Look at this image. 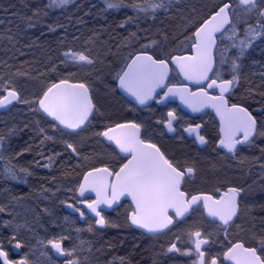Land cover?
<instances>
[{
    "label": "rangeland",
    "instance_id": "1",
    "mask_svg": "<svg viewBox=\"0 0 264 264\" xmlns=\"http://www.w3.org/2000/svg\"><path fill=\"white\" fill-rule=\"evenodd\" d=\"M192 1V4H197L198 2V0ZM202 1L205 3L202 4ZM202 1L200 5L193 6L195 9H192L190 12V19L185 18L175 23L177 27L173 28L174 36L164 39V47L167 44L173 46L175 41L183 40V42H187L190 40L189 37H191V34L199 27L201 19L210 13L212 14L214 9L222 4L224 0ZM263 3L262 0H257V8L253 10L258 9V12L254 15V18H258L260 10L264 9V7L260 6L263 5ZM38 5V8L42 9V6L40 7L41 3ZM173 5H176V3L174 2ZM241 11L243 12V9L238 10V16L241 14ZM42 20L46 22L49 18L45 19L43 17ZM252 29L262 34L256 35L255 39L251 40V44L260 36L264 37V31L259 28ZM103 35L102 38L105 36ZM230 35L231 32L229 33V36ZM104 38L106 39V37ZM249 39H251V37H249ZM59 40L61 39L59 38L58 41ZM226 40L232 43V40ZM81 41L80 38H76L72 42H62L63 46H67L65 49L69 50L68 53H83L94 61L93 64L74 62L65 56V50L64 52L62 50L60 51V58L62 56V61L69 64L71 69H76V71L72 73V76L86 79L95 93L97 104L95 122L78 134H71L63 131L59 127H54V124H51L46 117L41 114L38 109V104L22 102L35 101L34 96L36 93L29 91L28 88L23 92L16 88L20 91L22 96L25 95V98L23 97L20 104L12 109V111L0 117V159L12 158L11 160L13 163L15 162V166L17 168L19 167L21 171L22 169H26L29 172H38V170L44 168L42 162L39 164V161L37 164V161H35L34 158L37 156L34 152L40 153L37 158H40L41 155L45 158L47 154H52L53 152L58 153L60 156L59 158L65 157L67 159L65 168H63L65 170L71 165H76V168L85 171L93 167L103 166L105 163L115 159V151L111 146H108L101 140L98 132L99 129L97 128L98 130L96 131L95 126L111 124L124 117L127 104L121 99L118 93V79L116 78V75L121 73L122 70L119 72L116 69L113 70L115 74L114 80L112 78V72L110 76H107L104 69L112 70L111 67L108 68V63L106 62L108 58L112 56L108 45L105 47L104 51L100 49V51H97L94 49L96 48L95 46L92 48V40L86 43ZM99 41H101V38H99ZM102 41V47L106 46L104 44L105 40ZM238 42L239 41H237V44ZM75 43L77 44L75 45ZM231 43L230 48L235 51L238 47H233ZM71 44H74V47H69L73 46ZM250 46L251 45H249V47ZM179 50L181 54H183L182 49L180 48ZM174 52L176 51L172 50V53ZM125 56L126 55H124V57ZM121 62H125L124 58ZM0 75V98H2L5 94V87L7 88L10 86L15 88L14 86H16V84H14V82H16V79L9 77L12 74H6L1 70ZM259 80V83L264 85L263 75L260 74ZM248 85V83L244 84V89L242 90L237 80L234 91L241 92L240 90H242L244 94H247L246 92L251 90ZM251 92L253 94L252 100L250 101L249 96L247 100L250 103V107L259 113V131L256 138L245 147L246 149L241 150V154L235 157L238 164L234 165V169L226 171V175H228L227 178H230L232 182H236L239 186H242L241 213L238 219L224 231L216 228V226L212 224H208L200 212L193 216L196 218L193 219V229L191 232L194 233L200 230L202 234L201 238H208V235L210 237L213 236L215 238L213 254L216 256L220 255V257L222 253L218 252V250L220 249L223 252L229 243L243 239L248 246L259 249L260 241L264 239V100H260L258 103L254 102V99H258V93L255 89H252ZM32 111H35V114H31ZM41 129H43V131H41ZM48 137H50V139ZM17 142H21L22 144L16 146ZM67 144H72L76 152L66 148L65 153V150L63 151L62 148H65ZM15 148L19 151L18 154L25 155V158L29 159L27 161V167H23L21 163L25 158L19 160L20 158L18 157L17 160L19 161L14 160ZM26 149L29 151L31 150V153L34 152L32 154L29 152L30 156L28 154H23ZM72 156H74V161H70V157ZM216 171L217 170L213 172ZM67 172L70 174L73 173L71 170ZM67 172H65L66 175L69 174ZM20 173L26 172L22 171ZM76 177L77 175H73L75 179L73 181H70V177H66L65 180H60V183L53 189L45 190L43 196H38V194H36V196L31 199H23V196L16 197L14 190L8 191L7 189L10 188H7L0 182V209H3V211H0V237L9 238V240H17V242L19 241L25 246L23 257L29 264H69V261L72 260L78 261V264H106L104 260L105 254L102 250H104L103 240L108 235L121 238H139L146 241L150 246L152 254L151 264H182L180 260L183 250L181 245L177 244L175 241L171 242L172 244L175 243L179 249V251H177L178 253L173 254L172 251H168L172 244H167L170 239L168 237H173L178 233V230H174L167 237L160 236L158 240L155 238H153V240L152 237H144L133 230L129 222H127L125 214L127 212V214H129L130 212L127 206L124 207L123 210L107 216L108 227L105 231L97 230L91 221L80 225L81 223H79L76 218L61 212L62 201L64 199H69L75 190ZM227 178L225 181L229 180ZM126 226H128V229H126ZM210 227L212 228L211 231L209 230ZM190 233L187 235V243L188 248L193 250L192 248L194 245L192 244V240L196 238L190 236ZM221 233L224 234L222 235L223 238L220 237L221 235L218 236ZM50 234L58 235L59 237H67V239H65L67 243L66 251L72 254L68 255L66 260L60 261L55 259L52 252L49 250V244L47 243L48 239L46 238ZM13 237H15V239H13Z\"/></svg>",
    "mask_w": 264,
    "mask_h": 264
},
{
    "label": "snow or ice",
    "instance_id": "2",
    "mask_svg": "<svg viewBox=\"0 0 264 264\" xmlns=\"http://www.w3.org/2000/svg\"><path fill=\"white\" fill-rule=\"evenodd\" d=\"M58 2L65 3L66 0H58ZM237 2L238 5L243 6L246 13L257 8V0H237ZM116 6L112 3L108 4L109 8ZM162 6V4H157L152 7L155 10V8ZM134 7L137 6L134 5ZM235 16L236 11L229 0V2L223 3L218 11L205 19L189 37L192 55L170 56L163 59L154 58L153 55L144 51L135 55L130 53V63L125 65L126 70H122L116 77L119 80L120 88L141 105L152 98L157 88L165 86L164 82L169 73V63L175 64L186 80L197 84L210 80L207 87L219 88V96H210L204 88H201L199 92H189L187 88L174 89L169 87L165 97L169 94L180 93L181 100L194 112L205 106L215 108L221 118L220 132L222 137L219 144L232 153L236 151L237 145L251 142L250 138L256 132L257 121L248 109L236 104L229 106L225 99L224 93L228 92L238 80L236 75H233L232 79L229 80H220L219 83L217 82L218 73L215 74V78L210 79L209 77V73L213 71V49L217 46V33H220L219 39L223 40L225 33L231 32L228 39L232 40L233 47L239 48V55H243L245 48L251 44V40L255 39L256 35L262 34L249 27L245 39H239L237 44L238 36L232 22ZM259 16L264 18V9L260 10ZM226 25L229 27L225 28ZM260 27L264 31V23H261ZM150 46L143 45L142 48L146 49ZM65 56L74 62L94 63L83 53H65ZM223 62L222 57L221 63ZM232 67L235 71L237 65L233 63ZM4 91H7V95L0 98V107L11 104L13 101H19L20 98L15 90L8 91L5 87ZM22 102L38 103L39 110L55 122L54 127L63 126L65 129L73 131L80 129L94 111L88 86L84 83H70L68 79H61L58 83L51 84L37 101ZM168 117L167 128L169 131H174L172 121L176 119V116L173 112H169ZM140 127L136 123L116 124L114 127H109L106 131L99 133L107 140L113 141L120 152L127 154L130 158L122 164L119 171H112L105 166L94 168L84 176L83 183L79 186V194L83 197L85 192L95 193V200L88 202L86 199L82 203H85L86 207L99 217L96 223L105 224L104 217L98 211L101 204L111 207L120 197L127 196L131 198L134 205L130 214L131 223L149 232L162 231L173 223V217L169 214V210H174L176 217H182L193 205L201 203L209 217L218 219L225 226L229 225L237 215V197L240 190L229 188L227 192L221 194L219 199L209 194L189 195L182 190V185L186 182V178L191 179L194 176L195 169L193 167H181L178 162L174 163L173 160L169 159L155 143H146L140 138ZM199 128L200 125H196L186 128L185 131L189 134L195 133L196 139L204 144L206 140L204 136L199 134ZM118 129L125 131L116 134ZM240 133H243L242 139L238 138ZM48 138L50 139V137ZM67 148L76 152L72 144H67ZM22 171L27 170L22 169ZM110 177H114V179L110 180ZM13 178L15 177L13 176ZM76 210L80 211L79 209ZM80 215L83 216L84 213L80 212ZM190 236L196 237L192 240V244L199 264H205V251L201 249L202 245L209 243L208 239L201 238L200 231L190 233ZM65 239L67 237L61 236L50 239L47 243L57 252L65 254V250L61 246ZM21 246L19 241L15 244L16 248ZM173 250L179 251L175 243L168 249L169 252ZM259 252L260 254H258L256 247H245L243 243H236L224 252V258L232 261L233 264H264V239L260 241ZM67 254L71 255L72 253L68 252ZM184 254L191 255L192 252L190 250ZM0 258H2L3 264H12L8 259V253L2 250V246H0ZM19 264H27V262L20 261ZM69 264H78V261L72 260L69 261ZM208 264H217V258L212 257Z\"/></svg>",
    "mask_w": 264,
    "mask_h": 264
},
{
    "label": "trees",
    "instance_id": "3",
    "mask_svg": "<svg viewBox=\"0 0 264 264\" xmlns=\"http://www.w3.org/2000/svg\"><path fill=\"white\" fill-rule=\"evenodd\" d=\"M201 1L198 0L197 4H192V0H68L65 3L66 7L57 6L55 9L64 13L71 11L74 17L54 20L49 24V29L27 32L25 27L35 22L34 13L39 11V5L38 2L35 3V0H24L26 8L27 5L30 8L21 17L17 27L18 32H24L26 35L25 41L22 40L25 47L21 46L20 51H18L20 55H16L14 53L17 52L20 41L14 43L9 41V44L5 42L4 46L1 45L3 51L0 52V70L4 73L12 74L15 78H19V83L14 87L22 92L28 88L29 91L36 93L35 98L37 100L51 84L61 79L87 82L84 78H73L72 73H66L65 64L59 59V55L61 50L63 52L65 50V53H68L69 50L65 49L67 46H63L62 41L72 42L74 39L80 38L81 42L86 43L92 40V47L95 46L101 51H104L108 45L113 56L109 60L108 65L113 68L115 64L113 60H118L117 63L119 65L116 69L118 72L122 70L125 63L121 62L122 59L124 58L126 61L129 58V54L133 51L131 50L133 44H135L138 50H148L157 58H162L158 51L163 45L164 39L172 37L173 28L177 27L175 23L180 21L179 19L182 14L186 10L191 12L192 9H195L193 6L200 5ZM174 2L176 5H173ZM230 2L238 17L237 19L235 16L232 21L239 37L237 41L245 39L246 31L249 27L262 30L260 25L264 23V18L259 15L258 18H254L258 9L248 13L244 12L243 9V12L241 11V14L238 16V10L240 9L238 6L240 5H238L237 0H230ZM109 3L117 6L109 8ZM204 3L202 1V4ZM157 4H162L163 6L153 10L152 6ZM134 5L137 7H134ZM75 6H79L77 11L74 9ZM172 14V17L175 16V18L168 19L167 17ZM72 25L75 27L72 28ZM167 25H170V27ZM66 27H71L74 32L72 34L69 33L68 40H62L60 37L63 35ZM229 33H226V39H228ZM102 35L106 39L102 38ZM59 38L62 41H58ZM99 38H101V41L96 43ZM102 40H105L104 44L106 46L104 47L101 44ZM71 45L73 46L69 47H74V44ZM143 45L151 46L145 49L142 48ZM180 48L183 53H186L191 50V44L186 43L181 47H177L175 49L176 52L172 53L171 56L181 54ZM5 51H8L7 54H4ZM124 55L126 56L124 57ZM20 56L22 57L20 58ZM218 65L222 67V64L219 63ZM114 75L113 73V80ZM249 89H251L249 91L255 89L258 94L263 92L264 97L263 84L259 83L255 87L249 85ZM29 152L31 153V150L26 149L23 154L29 155ZM35 161H37V164L39 161V164L42 162L44 168L38 170V172L20 173L19 167L17 168L14 164L15 162L13 163V161L7 158H1V184L7 188H15V195L18 197L26 187H29L30 183L34 189L36 185L42 183L43 175L40 174L41 171L46 173L58 172L57 175L60 180L67 177L65 173H61L62 166L60 167L59 165L60 158L58 153L47 154L45 158L41 155ZM70 161H74V156L70 157ZM66 163L62 169L65 168ZM23 167H27V165ZM208 170L212 172H209V174L219 175L218 173H220L217 167H208ZM215 170L217 171L213 172ZM72 175L75 176L76 174L73 172ZM68 176L70 177L71 174L69 173ZM32 178L36 181L32 180L31 182ZM126 229H128V226H126ZM51 236L59 238L58 235L53 234L47 237ZM0 241L3 243L8 242L4 237H0ZM63 242L67 244L65 240ZM103 244L104 250L102 251L105 254L104 260L106 264H151L152 254L150 247L139 238H121L108 235L103 240Z\"/></svg>",
    "mask_w": 264,
    "mask_h": 264
},
{
    "label": "flooded vegetation",
    "instance_id": "4",
    "mask_svg": "<svg viewBox=\"0 0 264 264\" xmlns=\"http://www.w3.org/2000/svg\"><path fill=\"white\" fill-rule=\"evenodd\" d=\"M226 33L224 35L223 40L219 39L220 35L218 36L217 39L216 68L211 78H215V74L218 73L219 74V79L217 80L218 83L220 82V80L232 79L229 73L230 69L226 66L225 60L223 59L224 62L221 63V58L223 55L226 54L227 51L229 53H233V54L235 53V51L231 50L230 48L231 42L225 40L227 37ZM185 54H192V51L190 50L181 55H185ZM219 63L222 64V67L218 65ZM171 66H172L171 77L168 82V85L163 90V92L153 101L151 105H149L148 107H138L129 100H127L126 98H124V101L127 104V107L125 108L124 111V117L118 120L117 122L110 124L106 128L108 129L109 127H114L116 124H124V123L139 124L141 126L140 127L141 138L145 140L146 143H155L169 159L173 160L174 163L178 162V164L181 167H193L195 169L194 176L191 179L186 178V182L182 185V190L189 193V195H198L201 193H205V194H211L214 197L219 198L221 194L227 191L229 188L236 187L242 190L241 200H240V207H241L242 195H243L242 186H239L236 182H232L230 178H227L228 176L226 175L227 166L228 165L234 166L235 164H238V162L235 160V157L241 154V150L246 149L245 147L249 145L256 138L258 132L256 136L250 140L251 142L239 144L234 153L228 152L226 148L221 147L219 144V141L222 137V133L220 132L221 124L219 123L218 119L216 118L215 114L212 111H207L206 113L194 116L183 111L180 105L178 104V102L166 101L165 93L170 86L185 85V82L181 78L177 69L173 67V65ZM204 89L211 96L220 95L219 88L216 87L208 88L207 85H205ZM234 89H235V84L231 86V89L228 92V94L224 95L226 100L228 101L229 106H231L232 104H236L248 109V111L259 122V127H260L259 113L256 110H254L252 107H250V103L247 100L248 96L250 97V101L252 100V96H253L252 92L247 91L246 92L247 94L243 93L242 95V93L240 92H235ZM191 90L192 92H196L199 89L193 87ZM169 112H173L176 116V119L173 120L175 121V123L172 121V126L175 129L174 131H169L167 128ZM196 125H200L199 134L204 136L206 140V143L204 144H201L196 139L195 133L189 134L187 131H185L186 128L195 127ZM242 137H243V133H240V136L238 138L242 139ZM107 145L111 146L115 151V156H114L115 159L114 160L112 159L110 161L108 168L112 171H119V168L122 166V164L126 163L127 159L130 157L121 156L113 145H109V144ZM98 167L86 169L85 171L78 169L76 171L77 174L76 180L78 181V183L81 184L82 180L84 179V176L90 170ZM208 167L211 168L217 167L220 172L218 173L219 175L209 174L210 171L208 170ZM226 178L229 180L225 181ZM86 199L88 200V202L94 200L93 197H88ZM80 203L81 201L80 199L77 198V195L75 196V200L70 202V204H72L76 209L82 210L85 217L84 220H82L81 218L82 216L79 213L74 214L71 210H68L66 206L61 209V212H63L64 214L71 215L72 217L78 219L79 222L81 221L80 223L82 224L91 221L97 230L105 231L108 227L107 216L114 214L117 211H121L123 210L124 207L127 206L130 209V212L129 214H127L128 213L127 212L125 215L127 222H129V225L131 226L130 214L133 210V207L130 202L124 201L120 208L110 212H103V217L106 221L105 229L98 227L96 223L97 219L90 216L88 212L84 209V207L79 205ZM199 212L204 218V220L207 221L208 224H212L216 226V228L221 229L222 231L226 230L227 228H229V226L233 224L232 223L228 226H224L223 224L217 221L208 219L205 213V209L203 208V205L193 208L190 215L181 220L178 219V217H176L175 214H171V216L174 219L173 226L169 230L160 233L159 235L167 237L174 230L176 229L178 230V233L175 234L173 237L172 236L168 237L170 239L167 244L170 245L172 241H175L177 242V244L181 245L183 250H182V255L180 256V260L182 264H199L198 257L197 254L195 253L194 247L192 248L193 250H191V252L193 251L191 255L184 254L190 251L187 243V235L193 229V219L196 218L193 216ZM131 228L143 236L146 235L148 237H152L150 234H146L140 230H136L132 226ZM209 230L211 231L212 228L210 227ZM222 235L224 234L221 233L218 236L222 237ZM207 239L209 243L206 245H202V249H201L202 251H205V264H208V261L212 257L217 258V264H231V263H227L224 260V252H226L228 248L231 247L236 242L229 243L227 248H225L223 252L222 250L219 249L218 252L222 253V258H220V255L216 256L213 254L214 252L213 248L215 246L214 245L215 238L213 236L210 237L208 235ZM172 252L173 254L178 253L175 250H173ZM9 258L13 262L17 261L16 258L14 257H9Z\"/></svg>",
    "mask_w": 264,
    "mask_h": 264
},
{
    "label": "bare ground",
    "instance_id": "5",
    "mask_svg": "<svg viewBox=\"0 0 264 264\" xmlns=\"http://www.w3.org/2000/svg\"><path fill=\"white\" fill-rule=\"evenodd\" d=\"M32 1V0H31ZM68 0H66V2H67ZM69 1H71V0H69ZM228 1V0H227ZM226 0H224L223 2H222V4L223 3H225V2H227ZM38 2V4L39 3H41V5H40V7L42 6V9H39V11H37V12H35L34 14V18H35V22L33 23V24H31L30 26H28V27H25V30H27V32H34V31H37V30H45V29H49V24L51 23V22H53L54 20H61V19H63V18H69V17H74V14H73V12H71V11H69V12H61V11H57L56 9H55V7H57V6H61V7H66L65 5V3H59L58 2V0H35V3H37ZM229 2V1H228ZM210 4V3H209ZM222 4H220L217 8H215L214 9V11H213V13L212 14H214L215 13V11H218V8L220 7V6H222ZM261 7H264V3H263V5H260ZM78 7L79 6H75L74 7V9L77 11L78 10ZM240 9H243V6H238ZM29 8H30V6H28L27 5V8H26V6L24 5V0H0V52H2L3 51V49H1V45L2 46H4V44H5V42L6 43H8L9 44V41H11V42H19L20 41V44H19V46H18V48H17V52H15L14 54H16V55H20L19 54V52L18 51H20V49H21V46H24L25 47V45H24V43H23V41H25V37H26V35L24 34V32H18V27H17V25H18V22L20 21V19H21V17L25 14V12H27V11H29ZM183 9H184V7H183ZM190 12L189 11H185L183 14H182V16H181V18L179 19V20H182V19H187V18H191V16H190ZM210 15H211V13L209 14V15H207V16H205L204 17V19H201V22H200V25L203 23V21L205 20V19H207V18H209L210 17ZM173 16V14L171 15V16H168L167 18L168 19H172V18H175V16L174 17H172ZM189 16V17H188ZM43 17L45 18V19H47V18H49V20H47L46 22H44V20H42L43 19ZM15 19V20H14ZM199 25V26H200ZM168 27H170V25H167ZM72 28L73 27H75L74 25H72L71 26ZM71 27H66L65 29H64V33H63V35H61V39L63 40V39H66V40H68V37L70 36L69 35V33H73L74 32V30H72L71 29ZM77 27V26H76ZM68 35V36H67ZM191 35H193V34H191ZM171 36L173 37L174 36V33L172 32V34H171ZM17 38H18V40H17ZM20 39V40H19ZM23 40V41H22ZM69 42V41H68ZM99 42V40H97V42L96 43H98ZM186 43H190L191 44V40H188L187 42H183V40H181V41H175V43H173V46H170L169 44H167V43H165V44H167L165 47H164V44L161 46V48L159 49V55L160 56H162V58L163 59H167V58H169L170 56H171V54H172V50H175L177 47H181L182 45H184V44H186ZM251 46L249 47H246L245 48V50H244V53H243V55H239V48H236L235 49V53L233 54V53H229L228 51L226 52V54L225 55H223L222 57H223V59L225 60V62H226V66L230 69V75H231V77H233V75H236L237 77H238V84H240V86H241V88L240 89H244V84H246V83H248L249 85H251V86H254L255 87V85H257V83L259 84V78H260V74L261 75H263L264 76V61H263V59H264V37L263 36H260L259 38H257L255 41H254V43H252V44H250ZM93 48V47H92ZM95 50H97V51H100V50H98V49H96V48H94ZM131 50H133L132 52H131V54H133V55H135V54H137V53H139V52H141V51H144V52H147V54H151V55H153L154 57H156L154 54H152V52H149L148 50H138V48L135 46V44H133L132 46H131ZM96 51V52H97ZM7 52L8 51H5V53L4 54H7ZM169 52V53H168ZM114 53V52H113ZM106 54V53H105ZM186 55V54H185ZM23 56V55H22ZM22 56H20V58L22 57ZM174 56H181V54H176V55H174ZM111 58H113V56H110L109 58H108V61H106L107 63L109 62V60L111 59ZM157 58V57H156ZM215 58H216V52H215ZM59 59L60 60H63V58H62V56H61V58H60V55H59ZM16 61V60H15ZM113 62L115 63L114 64V67L112 68V70L110 71L109 69H107V70H105L104 69V71H105V74L108 76H110L111 75V72L113 73V70L114 69H117L118 68V60H113ZM64 64H65V71H66V73H68V74H71V73H74L75 71H76V69H71V67H70V65L69 64H67V63H65V62H63ZM127 63H130V59L128 58L126 61H125V63H124V66H123V68H122V70H126L125 69V65L127 64ZM233 63H235L236 65H237V68H236V70L235 71H233V67H232V65H233ZM108 66V68H110V66L109 65H107ZM70 67V68H69ZM100 68V67H99ZM6 74H10V73H6ZM113 75V74H112ZM0 77H1V75H0ZM9 77H11V78H15L13 75H11V76H9ZM18 77V76H17ZM73 78H79V77H73ZM16 79V82H14V84H18L19 83V78H15ZM69 81H71V82H75V83H84V84H86L89 88H90V91H91V93H92V95H93V100H94V103H95V106H96V112H95V115H94V117H93V119H92V121L90 122V124H93L95 121H94V119H95V116H96V113H97V104H96V99H95V93L93 92V90H92V88H91V86L89 85V83H87V82H82V81H74V80H69ZM119 81V80H118ZM118 81H117V89H118ZM59 82V81H58ZM58 82H55V83H58ZM248 85V86H249ZM7 90L9 91V90H15L18 94H19V96H20V99H19V101H17V102H15L14 103V105L11 107V109L9 110V111H7V112H4V113H1L0 114V117L1 116H3V115H6V114H8L10 111H12V109H14L16 106H18L19 104H20V102L23 100V97L25 98V95H23L22 96V94L20 93V91L18 90V89H16V88H13V87H7ZM242 90H240L241 92L240 93H242V95H243V91ZM46 91V90H45ZM6 93H7V91H5V94H4V96L6 95ZM118 93H119V95L121 96V99L122 100H124V96L120 93V91H119V89H118ZM24 94V93H23ZM42 97V96H41ZM40 98V97H39ZM38 98V99H39ZM34 99H35V101H37L36 100V98H35V96H34ZM260 100L261 101H263L264 100V97H263V92H260L259 94H258V99H254L253 101L254 102H256V103H258V102H260ZM38 103H36V105H37ZM38 109H39V105H38ZM40 111V110H39ZM41 112V111H40ZM31 114H35V111L33 112H31ZM41 114L44 116V117H46L42 112H41ZM46 119L51 123V124H54L55 122H53L52 120H50L49 118H47L46 117ZM258 122V121H257ZM112 124V123H111ZM110 124H101V125H97V126H95V129H96V131L99 129V133H102V132H104V131H106L107 130V126H109ZM60 128V127H59ZM88 128V127H87ZM86 128V129H87ZM98 128V129H97ZM61 130H63V131H66V130H64V129H62V128H60ZM85 129V130H86ZM258 130H259V122H258ZM258 130H257V132H258ZM84 131V130H83ZM83 131H81V132H83ZM66 132H69V131H66ZM81 132H79V133H81ZM69 133H71V134H78V133H72V132H69ZM100 138H101V140L104 142V143H106L104 140H103V136L102 135H100ZM95 143V142H94ZM19 144H22L21 142H17L16 143V146H19ZM107 144V143H106ZM67 148V146H65V148H62L63 149V151L65 150ZM17 149L15 148V158H14V160L15 161H19V160H21V159H23V158H25V155H22V154H18V150L16 151ZM71 150V149H70ZM72 151V150H71ZM34 152V151H33ZM35 154H36V156L38 157L39 156V154L40 153H38V152H34ZM29 156H30V154H29ZM20 158L19 160H17V158ZM37 157L36 158H34V159H37ZM60 157V156H59ZM7 159H12V158H7ZM29 159L28 158H25L24 159V161H22L21 163H22V166H25V165H27V161H28ZM66 160L67 159H61L60 158V163H59V165H60V167L62 166H64V164H65V162H66ZM12 161V160H11ZM109 164H110V162H107V163H105V165H103V166H100V167H98V168H102V167H105V166H107V167H109ZM62 167H61V173H65V172H67V171H70L71 170V172L73 171L74 172V174H76V171L78 170V168H76V165H71L69 168H67L66 170L65 169H62ZM0 169H1V165H0ZM232 169H234V166L233 165H228L227 166V171L228 170H232ZM19 171L20 172H22L21 171V169H19ZM26 173L27 172H29L28 170L27 171H25ZM40 174L41 175H43V178H42V183L40 184V185H36V187H35V189L33 188V186H32V184L30 183L29 184V187H26L22 192V194L20 195V196H23V199H31V198H34V196H36V194H38V196H43V192L45 191V190H47V189H53L54 187H56L57 185H58V183H60V178L58 177V172H56V173H46V172H43V171H41L40 172ZM77 175V174H76ZM67 177H69L68 175H67ZM69 179H71L70 181H73V180H75L74 178H73V175L71 174V176H70V178ZM32 180H35L34 178H32L31 179V182H32ZM63 180H65V179H63ZM36 181V180H35ZM81 183H83V180H82V182ZM79 186H80V184L78 183V181L76 180V187H75V190L73 191V193L71 194L72 196L69 198V199H64L63 201H62V204H61V208H63V207H65V206H67L68 204H70V202H72V201H74L75 200V196L77 195V198L78 199H80L79 198ZM8 191H13L14 190V194H15V188H11L10 187V189H7ZM16 196V195H15ZM127 202H129V201H127ZM122 206V205H121ZM120 206V207H121ZM120 207H118V208H120ZM118 208H116V209H118ZM241 213V212H240ZM74 214H76V213H74ZM78 214V213H77ZM78 220V219H77ZM78 222H79V220H78ZM81 222V221H80ZM79 222V223H80ZM80 225H82V223L80 224ZM160 233H158V234H150L151 236H152V239L153 238H155V239H159L160 238V235H159ZM144 237H147L148 238V236H144ZM1 238H3V237H1ZM5 238V237H4ZM55 238H57V237H47V239L48 240H50V239H55ZM5 240L6 241H8V242H5V243H3L2 241H0V246H2V250L3 251H5V252H7L8 253V257H14V258H16L17 259V261L16 262H14V263H18L21 259H24V257H23V254H24V252H25V246H23L22 244V246L20 247L21 248V254H16V252H15V244L17 243V240H9V238H5ZM154 240V239H153ZM143 242H145L146 243V241H144V240H142ZM236 243H243L244 244V246H246V247H248L247 246V244L245 243L246 241L244 240L243 241V239H239V241H235ZM235 243V244H236ZM62 244L64 245V250H65V252H66V254H67V251H66V244L62 241ZM147 244V243H146ZM148 245V244H147ZM148 247H150L149 245H148ZM250 247H253V246H250ZM260 249V248H259ZM259 249L257 248V250H258V252H259ZM49 250L52 252V254H53V251H52V249H51V245L49 244ZM259 254H260V252H259ZM68 255V254H67ZM53 256H54V254H53ZM54 258L55 259H57V260H60V259H58L57 257H55L54 256ZM220 258H222V256L220 257ZM10 259V258H9ZM224 260H225V258H224ZM12 261V260H11ZM60 261H63V260H60ZM226 261V260H225ZM224 261V262H225ZM1 262V261H0ZM13 262V261H12ZM228 263V262H227ZM2 264V263H1ZM29 264V263H28Z\"/></svg>",
    "mask_w": 264,
    "mask_h": 264
},
{
    "label": "water",
    "instance_id": "6",
    "mask_svg": "<svg viewBox=\"0 0 264 264\" xmlns=\"http://www.w3.org/2000/svg\"><path fill=\"white\" fill-rule=\"evenodd\" d=\"M228 27H229L228 25L225 26V28H228ZM219 35H220V33H217V37H218ZM216 47H217V46H216ZM215 52H216V48L213 49L214 64H213V71L209 73V77H210V78L212 77V75H213V73H214V71H215V68H216ZM192 54H193V53H192ZM192 54H186V55H181V56H188V55H192ZM149 55H151V54H149ZM154 58H156V57H154ZM171 65H173V67H175V68L177 69V71H178V73L180 74L181 78H182L183 81L185 82V85H184V86H170L171 88H174V89H183V88H187V89L189 90V92H192L191 89H192L193 87L198 88V89L200 90L201 88H204V86L207 85V84L209 83V81H210V80H209V81H204V82L201 83V84H197V83H194L193 81L186 80V79L184 78L183 74L180 73V71H179V69L176 67V65H175V64H172V63H169V73H168V77H167V79H166L165 82H164V85H165V86L162 87V88H157L156 91L153 93L152 98L149 99L145 104H143V105L139 104V103H138V102H137L132 96H130L128 93H126L123 89H121L120 86H119V81H118V89H119L120 93H121V94H122L127 100H129L130 102H132L134 105H136V106H138V107H148L149 105H151V104L153 103V101H154V100H155V99H156V98H157V97L163 92V90H164V89L166 88V86L168 85V82H169L170 77H171V67H172ZM69 82H70V83H75V82H71V81H69ZM88 88H89V87H88ZM230 89H231V87H230ZM230 89H229V91H230ZM167 90H168V89H167ZM199 90H197L196 92H199ZM9 91H12V90H9ZM205 91H206V90H205ZM229 91H228V92H229ZM228 92H225L224 95L228 94ZM166 93H167V91H166ZM17 94H18V93H17ZM6 95H7V93H6ZM6 95H5V96H6ZM89 95H90V97L92 98V102H93V105H94V111H93V113L89 116L88 121H86L85 124H84L80 129H76L75 131L70 130V129H65L63 126H59L60 128L66 130V131L72 132V133H79V132L85 130V129L90 125V122L92 121V119H93V117H94V115H95V112H96V106H95V103H94V100H93V95H92V93H91V91H90V88H89ZM209 95H210V94H209ZM18 96H19V94H18ZM210 96H211V95H210ZM19 98H20V96H19ZM165 99H166V101H172V102H175V101H176V102H178V104L180 105V107L182 108L183 111H185V112H187V113H189V114H191V115H194V116L199 115V114L206 113L207 111H212V112L215 114L216 118L218 119L219 123L221 124V118H220V116L217 114L215 108H213V107H211V106H205V107L201 108L199 111H195V112H194V111H192V108H191V107H189L187 104L184 103L183 100H181V94H180V93H177V94H175V95H171V94H169L167 97H165ZM225 99H226V98H225ZM15 102H17V101H13L11 104H7V105L4 106V107H0V114L9 111V110L11 109V107L14 105ZM41 112H42V111H41ZM42 113H43V112H42ZM43 114H44V113H43ZM44 115H45L47 118H49L50 120H52L51 117H48L46 114H44ZM254 118H255V117H254ZM255 119H256V118H255ZM52 121H53V120H52ZM256 121H257V120H256ZM53 122H54V121H53ZM173 122L175 123V121H173ZM257 130H258V122H257V124H256V132H255L254 135L250 138V140L253 139V138L256 136V134H257ZM121 131H125V130H120V129H118L116 134H119ZM239 136H240V134H238V137H239ZM140 138H141V133H140ZM141 139H142V138H141ZM103 140H104L107 144H109V145H113V146L115 147V149L118 151V153H119L121 156H123V157H128L127 154L120 152L119 148L115 145V143H114L113 141H109V140H107V138L104 137V136H103ZM245 143H247V142H245ZM237 147H238V145H237ZM237 147H236V149H237ZM90 171H91V170H90ZM109 179L112 180V179H114V177H110ZM231 188H236V187H231ZM236 189L240 190L239 188H236ZM225 192H227V191H225ZM225 192H223V193H225ZM223 193H222V194H223ZM201 194H205V193H201ZM241 194H242V190H240V194H239V196L237 197V202H238V211H237V215L233 218V220L230 222V224L234 223V222L238 219V217H239V214H240V211H241V207H240ZM209 195H211V194H209ZM212 196H213V195H212ZM88 197H93L94 200H95L96 195H95L94 192H85V194H84L83 197L80 196V194H79V198H80V201H81V203H80L79 205H80V206H83L84 209L88 212V214H89L90 216H92L93 218H95V219L98 220L99 217H97V216L95 215V213L91 212V210L88 209V208L86 207V204H85V203H82V201L86 200V198H88ZM213 197H214V196H213ZM214 198H216V197H214ZM219 198H220V197H219ZM219 198H216V199H219ZM124 201H129V202L132 204V201H131V198H130V197L122 196V197H120V199H119L118 201L114 202V203L111 205V207H109L108 205H105V204H101V205L98 207V211H100V212H101V215L103 216V212H110V211L115 210L116 208L120 207V206L123 204ZM69 205H72V204H68L66 207H67L68 210H71L73 213H79V214H80V212H82V210H80V209H79L80 211H77L76 208H75L73 205H72V207H69ZM200 205H202V203L199 204V205H193L192 208H191L188 212H186V213L184 214V216H182V217H178V219L181 220V219H184V218L188 217V216L190 215V213L192 212V209L195 208V207H198V206H200ZM132 207L134 208V205H133V204H132ZM205 213H206V216H207L208 219L213 220V221H217V222L221 223L218 219H214V218H212V217H209V216L207 215V211H206V210H205ZM169 214H170V215H171V214H175L174 210H169ZM81 218H82V220H84V219H85L84 215H83ZM104 220H105V219H104ZM130 224H131V226H132L134 229H136V230H140V231H142V232H144V233H146V234H158V233H163V232L169 230V229L173 226V224H174V219H173V223H172V224H170L167 228H165V229H163L162 231H159V232H149V231H147V230L144 229V228H140V227H138V226H136V225H133V224L131 223V220H130ZM221 224H222V223H221ZM230 224H229V225H230ZM97 225H98L99 228L105 229V228H106V221H105V224H104V225H99V224H97ZM224 226H225V225H224ZM227 226H228V225H227ZM61 246H62L63 249H65L63 244H62ZM245 247H246V246H245ZM14 248H15V252H16V254H21V248H16V247H14ZM51 249H52V251H53L54 256L57 257L58 259H60V260H66V259H67L68 255L66 254V252H65V254H61V253L57 252L52 246H51ZM258 254H259V252H258ZM8 259H9V257H8ZM9 260H10V259H9ZM225 260H226V259H225ZM0 261H1V263L3 264V260H2V258H0ZM10 261H11V260H10ZM20 261H26V260H25V259H21ZM20 261H19V262H20ZM11 262H12V261H11ZM19 262H18V263H14V262H12V264H19ZM26 262H27V261H26ZM226 262L233 264L232 261H228V260H226ZM27 264H28V262H27Z\"/></svg>",
    "mask_w": 264,
    "mask_h": 264
}]
</instances>
